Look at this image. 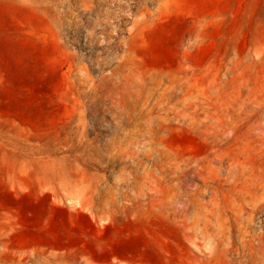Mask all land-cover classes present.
<instances>
[{
	"label": "rangeland",
	"instance_id": "rangeland-1",
	"mask_svg": "<svg viewBox=\"0 0 264 264\" xmlns=\"http://www.w3.org/2000/svg\"><path fill=\"white\" fill-rule=\"evenodd\" d=\"M87 1L0 0V264H264V0Z\"/></svg>",
	"mask_w": 264,
	"mask_h": 264
},
{
	"label": "bare ground",
	"instance_id": "bare-ground-1",
	"mask_svg": "<svg viewBox=\"0 0 264 264\" xmlns=\"http://www.w3.org/2000/svg\"><path fill=\"white\" fill-rule=\"evenodd\" d=\"M43 2H45L48 7H51L53 5L56 6H60V4L62 5V0H41ZM82 1V0H81ZM83 6L86 8V10L89 13H92L94 10L97 12L98 7L93 3H90L87 0H83ZM110 1L115 2L116 4H118L122 9L123 14H121L123 17L128 16L130 17V22L132 23L130 30H129V37L126 40L127 43V49L124 53V55L122 56V60H124V62H126V64H128L130 62V60L132 59V53L133 50L135 49V47L137 46V43H139V41H141L142 39V34H143V30L146 27V23H148V21L150 20V18L154 21L153 19V14L150 12V9L148 8H139L138 10L134 11L132 9V5L129 2H125V0H99V2L101 3H109ZM108 5V4H107ZM73 7V9L75 8L73 4L70 5V7ZM145 6V5H143ZM128 8V9H127ZM110 9V8H109ZM105 10L104 12L108 13V10ZM127 9V10H126ZM57 10V9H56ZM70 14L73 15V11L72 9L69 10ZM97 14V13H96ZM152 16V17H151ZM71 17V16H70ZM100 17H101V13H98L95 17L90 16L88 18V27L89 29L87 30V33L85 35V41L88 44H94L95 43V39H96V35H97V30L99 29V27H102V23L100 21ZM121 17V16H120ZM78 18V17H77ZM75 17V22L77 24H79L80 20L77 19ZM111 21H113L112 19H110ZM152 21V22H153ZM110 26V25H109ZM116 26V25H115ZM117 27V26H116ZM114 30V29H113ZM126 30V29H125ZM112 31V29H111ZM114 32V31H113ZM112 33H108L107 29H103L102 33H103V41H107L108 43H111L112 41H115V37L118 34V30L116 29V32L113 34ZM83 33V32H82ZM77 35V33H75ZM105 42V43H107ZM100 44V43H99ZM89 46V45H88ZM100 46V45H98ZM108 48V47H107ZM88 49V48H87ZM91 50V49H90ZM117 55V54H116ZM119 55V54H118ZM89 58V57H88ZM87 58V59H88ZM113 59V58H112ZM114 60V59H113ZM112 60V61H113ZM110 61V60H109ZM108 62V61H107ZM111 63V62H110ZM113 63V62H112ZM81 64V63H80ZM86 64V63H85ZM94 64V63H93ZM130 68V67H129ZM73 70V68H72ZM82 70V69H81ZM90 70V69H89ZM90 72V71H89ZM87 72V73H89ZM86 73V71H85ZM84 73V74H85ZM123 76V75H122ZM79 79V78H78ZM76 202V201H75ZM74 202V203H75ZM77 204H72L73 208L78 209V207H81L82 203H78ZM85 206V205H84ZM72 209V208H71ZM82 209V207H81ZM84 210V209H83ZM93 215V214H92ZM95 216V215H94ZM95 219L97 220V217L95 216ZM9 249V247H8ZM7 250V249H6ZM21 261V260H20ZM43 261L45 262V264H67V262L64 260V257L61 255H58L57 253H53V254H49V255H45L43 257ZM41 264V263H40Z\"/></svg>",
	"mask_w": 264,
	"mask_h": 264
}]
</instances>
